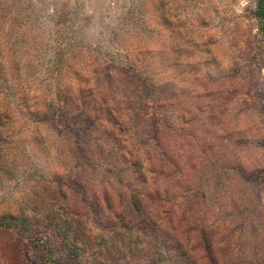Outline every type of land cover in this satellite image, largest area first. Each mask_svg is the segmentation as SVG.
I'll use <instances>...</instances> for the list:
<instances>
[{
    "label": "rangeland",
    "instance_id": "374dc122",
    "mask_svg": "<svg viewBox=\"0 0 264 264\" xmlns=\"http://www.w3.org/2000/svg\"><path fill=\"white\" fill-rule=\"evenodd\" d=\"M255 10L0 0V264H264Z\"/></svg>",
    "mask_w": 264,
    "mask_h": 264
},
{
    "label": "trees",
    "instance_id": "16d2710c",
    "mask_svg": "<svg viewBox=\"0 0 264 264\" xmlns=\"http://www.w3.org/2000/svg\"><path fill=\"white\" fill-rule=\"evenodd\" d=\"M255 16L259 22V29L264 36V0H256ZM5 225L8 227L16 226L14 223H5Z\"/></svg>",
    "mask_w": 264,
    "mask_h": 264
}]
</instances>
